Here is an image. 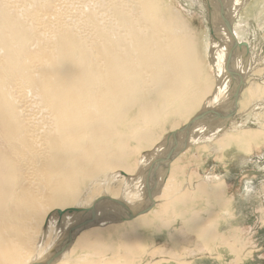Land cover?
<instances>
[{
    "label": "rangeland",
    "instance_id": "obj_1",
    "mask_svg": "<svg viewBox=\"0 0 264 264\" xmlns=\"http://www.w3.org/2000/svg\"><path fill=\"white\" fill-rule=\"evenodd\" d=\"M64 1L70 13L68 16L64 14L66 20L63 21L71 25V18L77 11L82 13L83 7L77 0ZM152 1L158 5V16H164L168 23L189 29L191 36L193 34L198 63L192 70V77H185L173 89L157 84L139 88L128 85L133 81L132 72L121 75L119 80L127 83L119 90L126 89L127 93H122L125 95L106 107L101 103L96 105L103 119V130L91 135L90 127L83 124L82 133L73 139L71 148L61 154L54 166L42 172L43 177L49 176V180L55 181L47 193V205L54 207L55 212L65 213L79 208L80 201L82 208L89 209L92 204L100 202L103 195L124 202L127 188L114 186L109 176L125 185V178L118 174L123 173L133 181L142 164V176L138 182L142 181L144 196L140 201L130 203L132 212L126 220L107 221L108 227L113 225L107 231H98V225H93L95 232L89 227L75 233L66 259L71 261L81 253H97L106 264H253L258 262V257L263 260L264 116L260 113L264 111V0H248L246 4L245 0H222L237 42L246 43L248 52L246 62L240 57L233 62L243 76L240 94L244 101L242 105L237 103L232 118L228 112L237 88L233 92L230 77L224 71L231 44L222 43L219 37L225 33L227 36L222 40L231 39L219 13L211 15L212 23L216 20L218 25L213 33L214 24L211 25L202 0ZM90 3H86L84 13L92 8L98 10L97 4ZM239 7L238 14L231 18ZM68 45L73 51L79 49L78 41H71ZM246 50L243 48L245 55ZM217 78L220 82L218 89ZM100 87L101 83H96L95 91ZM196 91H202V102L198 105L191 99ZM24 98L27 107L31 104L28 108L32 116L35 114V119L45 117L29 90H25ZM221 98L224 99L219 108L222 117L211 127H206L207 131L198 126L197 131L203 134L188 144L168 166L164 178L172 181L176 199L161 201L156 198L161 192L162 180L153 196L154 205L143 213L144 209L140 210L146 205L143 174L156 156L163 155L167 135L185 127L204 107L216 109ZM217 125L226 131L234 130L240 137L239 140H230L220 155L204 147L211 146L219 133L200 141L206 134L212 135ZM89 134L91 136L85 138ZM150 152L156 155L147 157ZM145 160L149 161L148 164L143 163ZM201 181H204L205 188L199 186ZM6 182L5 186H13V175ZM102 185L108 186V190H97ZM138 185L135 183L132 188ZM105 208L114 212L112 216L119 215L108 203L98 207L101 212ZM69 219L73 217L67 216L63 222L67 223ZM71 225L63 226L54 234L51 251L62 241L63 233Z\"/></svg>",
    "mask_w": 264,
    "mask_h": 264
},
{
    "label": "bare ground",
    "instance_id": "obj_2",
    "mask_svg": "<svg viewBox=\"0 0 264 264\" xmlns=\"http://www.w3.org/2000/svg\"><path fill=\"white\" fill-rule=\"evenodd\" d=\"M77 1L83 12L77 11L70 21L73 24L66 25L63 16L70 11L64 0H0V264H30L47 258L54 234L76 221L69 219L60 226L56 224L53 217L58 211L47 205V193L55 181L43 177L42 172L54 166L61 154L71 148L73 139L81 135L83 124L90 127L91 135L103 130V119L96 105L101 103L106 107L127 93L126 89L119 90L127 83L119 77L132 72L133 81L128 85L141 88L157 84L173 89L185 77H192L198 63L193 34L192 37L189 29L179 28L168 23L164 16H158V5L152 0ZM88 2L97 4L98 10L92 8L84 13ZM239 10L240 7L236 8L231 18ZM214 22L216 33L218 25ZM225 36L223 33L222 37ZM222 37H219L222 43L231 44ZM71 41H78V51L70 48ZM98 82L102 87L95 91ZM25 90L32 93L44 118L32 116L31 104L28 108L24 98ZM222 98L217 102L218 111ZM191 99L192 103L200 104L202 91L194 92ZM243 101L239 94L236 103L242 105ZM260 115L264 116V111ZM197 129L192 142L203 134ZM217 133L218 139L211 146H204L217 155L230 140L240 138L234 130L226 131L217 125L212 135L206 134L200 141ZM121 174L124 175H118ZM11 175L13 186H5ZM140 176L142 164L133 181L125 178V185L109 176L114 186L127 188L124 202L129 207L144 196L142 181L138 182ZM135 183L139 185L132 188ZM199 186L204 187V181ZM99 188L108 190L104 185ZM173 188L172 181L165 178L156 198L176 199ZM102 210L105 213L107 208ZM111 226L108 227L107 221L101 222L97 230L107 231ZM90 231L95 229L90 227ZM73 232L76 235L77 231ZM67 254L65 249L54 264H68ZM69 264L106 262L97 253H81Z\"/></svg>",
    "mask_w": 264,
    "mask_h": 264
},
{
    "label": "water",
    "instance_id": "obj_3",
    "mask_svg": "<svg viewBox=\"0 0 264 264\" xmlns=\"http://www.w3.org/2000/svg\"><path fill=\"white\" fill-rule=\"evenodd\" d=\"M218 4V13L219 17L222 21V24L231 39V46L229 48V52L226 55V67L224 68V71L226 74L230 77V80L232 82V88H237L236 92L232 95V104L229 107L230 111V118L234 116V113L237 110V98L239 94L242 92L243 83L242 74L236 70V68L233 65V62L235 58H239L244 60H248V52H247V45L246 43H238L235 35L233 34L232 25L230 22V19L228 17L226 6L224 5V2L222 0H216ZM204 3L208 10V17L211 20L212 23V17L213 14V6H212V0H204ZM213 30V27H212ZM214 33V31H213ZM243 48L246 50L243 54ZM227 116V113H226ZM222 117V115L219 113L217 109H203L201 112L196 114L193 118L190 119V121L187 123L185 127H183L181 130L177 132H171L167 135L166 144L164 148V153L162 156H158L155 159H153L147 170L143 174L144 179V194H145V200L146 205L141 207L143 209H148L153 205V196L155 191L160 187V184L162 183V180H164V175L168 174V166L172 162V160L180 154L188 144L192 142V139H195L194 132L199 127H206L210 126L218 118ZM197 127V128H196ZM208 129H206L207 131ZM153 151V150H152ZM151 153L146 154L147 157H151ZM122 175V174H121ZM124 178H127V175H122ZM134 176L133 178H135ZM129 178V177H128ZM127 178V179H128ZM108 203L109 207H113L111 209H114V211L118 212L119 215L112 216L114 212L105 211L101 212V210L98 209V207L103 204ZM132 212V209L123 201L121 200H115L110 198H103L98 202L97 204H92L91 207L88 208H75L73 210H70L65 213H57L54 215L53 218L56 220V224L60 226L64 220L65 217L71 216L76 220L71 227L66 229L65 233H63L64 237L62 241L56 245L51 252V254L42 260H37L34 262H31L30 264H54L56 261L62 256V252L65 249H68L71 245V242L73 240V230H77L76 233L87 229L89 227H93V225H98L101 222L111 221V222H122L125 221L128 214ZM81 219H80V218ZM61 240V239H60Z\"/></svg>",
    "mask_w": 264,
    "mask_h": 264
},
{
    "label": "flooded vegetation",
    "instance_id": "obj_4",
    "mask_svg": "<svg viewBox=\"0 0 264 264\" xmlns=\"http://www.w3.org/2000/svg\"><path fill=\"white\" fill-rule=\"evenodd\" d=\"M203 2H204V0H202ZM212 3H214V5L215 6H213V4H212V6H213V8H214V10H213V14H217L218 13V11H217V9H218V5L216 6V3H215V1L214 0H212ZM205 4V3H204ZM206 6V5H205ZM206 9H207V7H206ZM207 13H208V10H207ZM231 22V21H230ZM221 23H222V21H221ZM223 25V24H222ZM235 215H236V218H237V213H236V211H235ZM255 258H256V256H255ZM256 259H258V262H253V264L255 263V264H264L263 262H264V259L262 260H260L259 259V257L258 258H256ZM260 260V261H259Z\"/></svg>",
    "mask_w": 264,
    "mask_h": 264
}]
</instances>
